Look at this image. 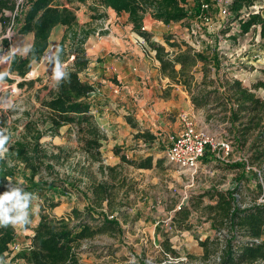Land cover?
I'll return each mask as SVG.
<instances>
[{"label": "rangeland", "instance_id": "obj_1", "mask_svg": "<svg viewBox=\"0 0 264 264\" xmlns=\"http://www.w3.org/2000/svg\"><path fill=\"white\" fill-rule=\"evenodd\" d=\"M59 1L66 4V0ZM93 1L73 0L66 5L73 8L78 23L87 22L90 28L94 29L92 36L94 40H99L105 37L109 29L104 27L102 18H95L99 17L98 12L89 9ZM213 1H216L217 8L210 9L209 21H200L192 17L187 23L179 22V25H158L156 32L158 36L160 34L159 40L166 46L161 35H166L165 33L175 35L174 39L187 42L195 50L203 51L210 58L216 56V63L208 64L209 77L218 76L221 80L237 78L248 86L259 79L264 80L262 72L264 36L260 35V28L253 27L241 35L238 23L236 21L230 23L228 20L230 15L226 11V6L229 0H211ZM258 8L259 5H255L251 9ZM100 15L106 16L104 10ZM112 21L115 27L118 25L124 36L133 34L138 37L132 31L131 25L120 15L118 18L115 15ZM19 26L20 21L16 20L2 34L7 39V45L1 47L0 53V136H6L10 141L22 139L26 120L35 121L39 116L36 98L37 96L42 98L46 93L45 87H50L54 83L51 77L55 67L49 64L51 58L48 59L47 54L55 52L65 30L64 24H56L48 36V45L42 56L37 60H31L29 68L24 69L22 73L23 70L18 71V68L22 67L18 63L12 66V62L15 57L22 61L27 56L33 35L21 34L18 32ZM222 29L228 31L222 33ZM142 45L146 50L143 53L148 55L154 53L143 41ZM166 49L171 50L167 46ZM110 55L117 58L118 53L110 52ZM97 61L93 57L89 67L80 73V77L96 86L95 92L90 95L94 104L101 102L103 105H110L108 101H111L115 93L109 90L108 82L114 81L111 77L113 74L109 72L110 76L108 74L105 76L98 73ZM195 70V76L199 81L202 77L201 64ZM168 82V78L167 82L158 80V85H155L156 90L151 94L152 100L147 105L146 112L150 113L149 117L142 115V118L136 119L133 111L130 112L123 107L120 109L129 112L127 116L135 119L140 131L153 133L154 141L145 142L142 138H135L137 127L133 128L134 132L131 128L121 129L120 123L111 117L118 115V112L110 108L108 113L112 128L106 131L101 128L107 136L100 147V161H92L84 154L77 134L70 124L61 126L59 132L53 135L46 130V124L37 122V127L41 131L39 138L41 147L48 153L58 152L61 156L59 159H45L46 163L52 165V170L42 168L41 173L36 175L33 181L40 178L56 181L57 184L62 181L67 190L42 188L40 194L25 195V199L31 205L29 209L31 223L26 226H15L16 238L0 258V264H27L16 257V253L29 243V237L33 234L32 227L39 221L40 205L44 207L46 205L45 199H50L56 206L48 210L45 208L43 211L56 216L69 213L72 208L84 209L91 198L88 178L90 176H95L97 180L108 179L116 185L114 210L103 202L102 208L94 214L98 215L101 210L108 214L112 213L108 217L115 216L119 225L118 230L112 233H100L84 239L77 249L80 264H137L138 260H142L144 264L217 263L225 229L219 224H215V227L212 225L207 205L214 201L207 191L226 190L236 185L235 177L239 170L226 164L239 160L244 152L237 150L232 144L229 160H226L220 156L222 150L217 146L214 150L207 149L205 152L207 154L204 153L195 168H180L169 163L165 151L172 143L173 137L183 127L181 115L191 119L195 127L204 131L213 142L232 139V136L227 128L228 122L221 119L220 115L207 118L206 110L194 108L187 92L181 86L171 84L169 87ZM255 93L263 97L264 87L256 89ZM103 114H105L103 111H98L95 116L97 123ZM114 146H119L121 153L128 159L139 160L152 156L151 167L137 168L132 164L120 162L119 156L112 151ZM5 149L6 147L0 149V157L3 156ZM100 165L117 166L116 171L120 174L116 179H110L106 176V170L104 174L100 172ZM18 167L21 168V164ZM8 183L9 192H19L28 184L19 170H16L14 177L8 179ZM252 187V182L241 181L242 193L247 196H251L248 195L247 189ZM185 210L189 211L186 217L182 215V211ZM204 240H208L212 251L208 258L203 256V247L200 245V241ZM261 240L264 241V233ZM164 242H167L174 252L166 251L162 244Z\"/></svg>", "mask_w": 264, "mask_h": 264}, {"label": "trees", "instance_id": "obj_2", "mask_svg": "<svg viewBox=\"0 0 264 264\" xmlns=\"http://www.w3.org/2000/svg\"><path fill=\"white\" fill-rule=\"evenodd\" d=\"M83 1V0H79ZM97 5L112 9L116 14L127 13V22L138 37L154 51L158 61L160 75L168 78V86L179 85L187 92L190 103L194 108H204L207 118L220 115L228 122V131L237 150L244 152L239 160L226 164L239 170L235 177L236 185L226 190H208L207 194L213 203L207 205L212 225L225 229L223 244L216 264H264V96L255 90L264 87V80H257L250 86L240 79L221 80L216 76L209 77L208 64L216 63V56L210 58L206 53L195 50L185 41H178L171 35H163L166 46L153 39V34L143 26V19L148 14L152 19L163 22H186L192 17L200 21H209L210 9L217 8L216 1L211 0H96ZM73 0H66V4ZM59 0H0V53L1 47L7 45V39L2 36L7 27L16 20L20 21L18 32L33 35L32 45L27 56L22 60L14 58L12 66L18 63L24 73L29 68L31 60L39 59L48 45V36L58 23L65 25L64 33L57 43L49 64L55 68L60 66L69 73V80L59 84L55 82L45 87L46 93L42 98L37 96L39 116L35 121L26 120L25 133L20 140L10 141L3 156L0 157V194L8 191V179L14 177L16 170L28 184L20 189V194H40L42 188L66 191L62 181H47L33 178L41 173L42 168L52 170V165L45 162L47 158L59 159L60 153H48L41 147L39 138L41 131L37 127L40 121L46 124V130L57 134L59 128L70 124L74 128L80 148L92 161H100V147L106 135L95 121L93 102L90 95L96 86L81 79L80 73L90 65L86 53L85 42L94 29L85 23H78L73 8ZM259 5L257 10L251 9ZM264 0H229L226 11L229 22L238 23L239 33H247L253 27L260 28L264 36ZM90 6L89 9L98 12ZM99 11L97 14L101 18ZM106 14V13H105ZM94 16V15H93ZM205 18V19H204ZM191 24L189 23V27ZM222 29L221 32H227ZM64 64V65H62ZM201 64L202 77L198 81L195 68ZM217 70V67H215ZM263 76H264V70ZM218 109L217 111H213ZM127 123L132 128H138L135 138L145 142H153L155 135L149 131H140L135 120L126 116ZM61 152V149H59ZM118 155L120 162H126L137 168H150L152 156L139 160L128 159L120 151L119 146L112 149ZM206 152V151H205ZM207 154V153H205ZM12 162V164H11ZM21 164V168L18 165ZM117 166H99V170L110 179H116L119 172ZM86 173V170H85ZM84 173V174H85ZM90 179L89 190L91 198L84 209L72 208L69 213L56 216L51 212L56 203L45 199L46 205H40V217L32 227L33 234L29 243L16 253V257L27 264H80L78 247L84 239H89L100 233H112L118 230L115 216L109 218L105 211L94 212L102 208L103 202L114 210L113 200L117 194L116 185L108 179ZM241 181L252 182L253 187L248 195L242 193ZM57 184V185H56ZM260 197L262 200H260ZM13 210L10 215H15ZM188 210L182 211L184 217ZM26 226V225H24ZM15 226L0 227V258L8 251L9 245L15 240ZM164 249L174 252L167 242L162 243ZM203 256L208 258L212 252L208 240L200 241ZM137 264H144L138 260Z\"/></svg>", "mask_w": 264, "mask_h": 264}, {"label": "crops", "instance_id": "obj_3", "mask_svg": "<svg viewBox=\"0 0 264 264\" xmlns=\"http://www.w3.org/2000/svg\"><path fill=\"white\" fill-rule=\"evenodd\" d=\"M94 1L91 3L92 9L96 8L98 12L104 10L106 13L105 17H101V20L104 27L109 29V32L105 34L104 38H100L99 40H94V37L90 34L85 42L86 53L90 58V63L93 57L98 60V73L109 75L110 72L113 74L111 77L114 81H109L108 83L110 86L109 90L115 94H113V97L110 99L111 101L107 100L110 102L111 106L106 104L103 105L101 102L99 104L93 103V112L95 116L98 114L99 110L105 113L102 117L98 116L100 121L97 123L104 131L112 128L110 126V115L108 113L110 108L118 112V115L111 117L120 123L119 126L121 129L125 130L131 128L133 131V128L126 121V116L129 112L125 110L121 111L120 109L123 107L129 109L130 112L133 111L136 119L142 118V115L149 117L150 113L146 111H148V103L152 100V91L156 90L155 85H158V80L160 82H167V78H162V75H160L158 71L159 63L154 58V53H150V55L143 53V51L146 50L139 37L133 34L128 37L127 35L124 36V33L119 30L118 25L115 27L112 21L115 15H117V18L120 15L127 23V13L116 14L112 9L97 5V1ZM172 24L179 25V22L165 24L152 19L148 14H146L143 19L144 28L153 34L154 40L159 42H161L159 40L160 34L158 36L156 26H170ZM173 37H175V35H173ZM110 52H114L115 54L118 53L117 58H113ZM113 130H115V128H113Z\"/></svg>", "mask_w": 264, "mask_h": 264}, {"label": "built area", "instance_id": "obj_4", "mask_svg": "<svg viewBox=\"0 0 264 264\" xmlns=\"http://www.w3.org/2000/svg\"><path fill=\"white\" fill-rule=\"evenodd\" d=\"M52 54V52L47 54L48 59ZM181 122L183 124L181 131L173 137L172 143L165 151V157L169 163L180 168H195L205 151L207 149L214 150L217 146L222 150L220 156L229 160L232 145L228 139L213 142L204 131L198 130L193 121L185 115H181Z\"/></svg>", "mask_w": 264, "mask_h": 264}, {"label": "clouds", "instance_id": "obj_5", "mask_svg": "<svg viewBox=\"0 0 264 264\" xmlns=\"http://www.w3.org/2000/svg\"><path fill=\"white\" fill-rule=\"evenodd\" d=\"M51 79L59 84L64 80H69V73L66 69H61L57 66L54 69ZM8 137L0 136V149L4 148L7 143ZM38 196V195H37ZM30 206L27 199L21 196L18 191H5L0 194V227L24 226L31 223L30 220ZM13 210H17L15 215H10Z\"/></svg>", "mask_w": 264, "mask_h": 264}]
</instances>
